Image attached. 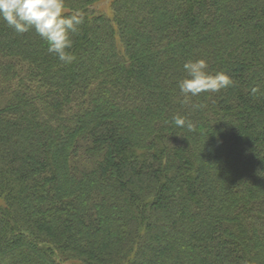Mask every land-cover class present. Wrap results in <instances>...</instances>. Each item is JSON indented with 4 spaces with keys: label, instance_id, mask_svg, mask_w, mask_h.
I'll return each instance as SVG.
<instances>
[{
    "label": "trees",
    "instance_id": "trees-1",
    "mask_svg": "<svg viewBox=\"0 0 264 264\" xmlns=\"http://www.w3.org/2000/svg\"><path fill=\"white\" fill-rule=\"evenodd\" d=\"M99 1L71 64L0 19V264H264V0Z\"/></svg>",
    "mask_w": 264,
    "mask_h": 264
},
{
    "label": "clouds",
    "instance_id": "clouds-1",
    "mask_svg": "<svg viewBox=\"0 0 264 264\" xmlns=\"http://www.w3.org/2000/svg\"><path fill=\"white\" fill-rule=\"evenodd\" d=\"M0 19L16 33L23 34L31 29L47 43V51L64 64H71L75 55L69 51L73 46L72 36L84 23V14L79 9L68 11L65 0H0ZM185 77L178 82L183 103L189 104L191 97L201 93H217L233 85V79L224 71H208L204 58L186 61L183 65ZM253 93L257 89H252ZM192 109L203 108L192 104ZM176 127L195 130L194 123L186 116L172 117Z\"/></svg>",
    "mask_w": 264,
    "mask_h": 264
},
{
    "label": "rangeland",
    "instance_id": "rangeland-1",
    "mask_svg": "<svg viewBox=\"0 0 264 264\" xmlns=\"http://www.w3.org/2000/svg\"><path fill=\"white\" fill-rule=\"evenodd\" d=\"M94 11L105 15L111 14V0H101L93 6Z\"/></svg>",
    "mask_w": 264,
    "mask_h": 264
}]
</instances>
